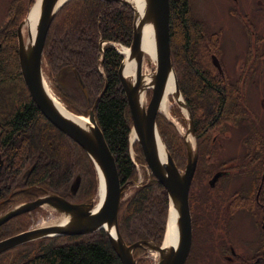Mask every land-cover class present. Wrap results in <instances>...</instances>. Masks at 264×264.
Wrapping results in <instances>:
<instances>
[{
  "label": "trees",
  "instance_id": "1",
  "mask_svg": "<svg viewBox=\"0 0 264 264\" xmlns=\"http://www.w3.org/2000/svg\"><path fill=\"white\" fill-rule=\"evenodd\" d=\"M32 2L13 1L11 7L20 4L19 11L13 14L12 22L1 38L0 157L3 166L0 170V199L11 195L12 203L16 204L46 194H57L77 203L90 202L96 179L89 157L44 118L29 97L20 75L16 22ZM169 6L170 55L179 90L191 111L194 102L197 109L208 106V118L196 121L198 138L204 136L207 128L209 133L225 122L235 127L247 120L251 123L243 112L245 97L242 98V88L222 83L211 65L208 38L203 36L204 28L192 16L190 1L169 0ZM132 22L133 12L127 6L101 0H70L55 16L43 50L49 75H56L64 66L80 75L91 101L87 106L82 99L84 110L81 113L85 116L106 84V91L95 108V120L115 158L123 190L135 180L136 169L129 155L131 116L118 79L123 56L115 46H130ZM100 43H103L102 52ZM18 87H21V95ZM54 90L60 95L57 89ZM195 115L196 112L193 117ZM156 124L176 166L183 169L181 143L174 127L160 116H157ZM63 152H68L69 163ZM135 153L136 163L145 164L140 147H136ZM26 171L29 173L23 178ZM78 175L81 185L72 196L70 186ZM19 188L25 190L12 195ZM253 205L252 197L244 204L248 210H252ZM168 208L167 192L152 175L120 204L118 229L122 239L127 244L141 240L161 244ZM9 223L0 231H6ZM22 246L23 250L12 261L0 264H122L102 229L82 235L41 239ZM140 250L135 249L134 258Z\"/></svg>",
  "mask_w": 264,
  "mask_h": 264
},
{
  "label": "water",
  "instance_id": "2",
  "mask_svg": "<svg viewBox=\"0 0 264 264\" xmlns=\"http://www.w3.org/2000/svg\"><path fill=\"white\" fill-rule=\"evenodd\" d=\"M69 1L41 0L38 23L33 39L29 33L26 39L23 36L27 16L25 17L17 29L18 66L25 89L40 113L52 126L76 143L93 163L99 184L100 179L104 183V196L98 204L94 202L74 204L57 194H46L33 201L17 205L0 217V226L14 217L30 213L39 208H48L57 215L59 221L54 225L30 229L1 240L0 255L32 241L82 235L102 229L105 231L122 264H137V260L133 256L137 248H143L148 253L155 254L157 260L154 264H183L192 237L189 190L196 170L198 149L197 145L195 143L193 145L189 139V135L191 138L196 139L194 121L190 109L179 90L171 61L169 0H142L141 8H135L132 3L133 0H101L127 6L133 11L132 41L129 48H127V56H124L118 68V79L125 94L131 116L130 134H135L134 141L140 144L147 167L162 183L167 192L168 218L170 210L176 213L177 236L174 242L168 246L164 241L165 234L161 244L150 240L127 244L119 233L118 216L123 197V187L120 184L115 158L95 120V108L106 91V84L94 101L92 108L86 112V116H80L87 119L86 123H82L76 117L64 116L57 109L45 83L42 74V58L47 34L55 16ZM144 26H151L156 49L155 67L147 73L143 72V65L146 61L144 60L145 52L142 43V29ZM99 50L103 51V43L99 44ZM119 54L122 53L119 52ZM129 60L134 61L136 66V78L133 82L123 74L125 62ZM211 60L213 65L221 72L216 57L212 56ZM150 64V61H148L147 65L149 67ZM170 73L175 78L174 100L179 108L181 107L186 111L185 117H187L186 121L188 123L187 134L184 136L186 163L183 170L176 166L165 147V159H161L158 153V140L161 142L162 140L157 129L156 117L160 114ZM73 75L83 96L89 102V96L80 75L75 70H73ZM148 92H151V97L147 104L143 106L141 105V97L144 94L147 95ZM134 141L130 140V146ZM130 153L131 150L129 155L132 160ZM134 165L136 166L135 163ZM2 166L3 161L0 159V170ZM221 175H223L221 172L216 173L211 180V184ZM79 183L80 176L78 175L70 186L71 194H76ZM60 220L61 223H59Z\"/></svg>",
  "mask_w": 264,
  "mask_h": 264
},
{
  "label": "rangeland",
  "instance_id": "3",
  "mask_svg": "<svg viewBox=\"0 0 264 264\" xmlns=\"http://www.w3.org/2000/svg\"><path fill=\"white\" fill-rule=\"evenodd\" d=\"M13 1L14 0H0V47H1V38L3 37V33L6 31V28L11 24L13 14L19 11L18 8L20 7V4L11 7ZM189 1L191 5V13L194 20L202 25V27L204 28L203 36L208 38V51H209L210 62L212 63L211 56H215L220 66L224 69L223 76L226 79H235L236 78L235 74L237 73V69H242L241 65L249 62L250 58L251 59L253 58V55L257 51V50L255 51V48H257L258 46L261 47L264 46V43L258 45V42L261 41V38H264V12L260 13L261 14L260 18L257 17L258 14L255 12L256 9L258 8L257 3L258 2L264 3V0H239L240 14H236V12L233 14L230 13V11L236 10V7H238L236 5H233L232 0H189ZM35 2L36 0H33L28 10L16 22V43H17V29L25 19L27 14L29 13L30 8L34 5ZM231 16H235V18L238 19L232 18ZM122 47L129 48V46H122ZM122 47H119L118 49L121 52L122 50L120 49ZM58 49L60 51V45L58 46ZM170 53H171V49H170ZM147 62L148 61H145L143 65V72L145 73L152 71L155 67L154 61H150L151 63L150 67L147 65ZM211 65H213V63ZM42 74L49 92L59 102H61L69 112H72L77 116L85 117V115L81 113L84 110L83 109L84 103L82 102V99L87 106L91 103V101L90 99L89 102L86 101L85 97L83 96L81 90L79 89L74 79L72 69L70 67L64 66L60 68V70L56 75H49L48 72L46 71V66L44 65V61L42 58ZM100 74H102L101 70H100ZM175 75L177 78L176 72ZM102 77L104 78L103 74ZM54 88L57 89V91H59L60 95L55 92ZM18 91H20V95H21V87H18ZM150 97H151V92H148L145 104H147ZM256 100H257V96L255 93H253L251 95V101H250L252 106L251 110L253 113H256L253 110L256 109ZM171 103L172 105L169 110L170 117H167L165 114H162L161 112L158 116L168 121L174 127L176 133L178 134L181 143L180 148L183 154V161L185 166L186 149L184 144V136H186L188 129V123L186 121L187 117H185L186 115L183 114L179 106L173 102L172 98H171ZM194 112H196V115L194 117L192 116V118L194 121V128H196L197 120H202L204 117L208 118V106H203L197 109V105L194 102L193 110L191 114H194ZM221 128L222 127H218L216 130L211 131L209 133V140H208V128L206 129L204 136L200 138L197 137L196 129H195L196 139H194L193 137L191 138L189 135V139L192 142V144L194 145L195 143L197 145V149L199 153L198 173L196 175L197 178H204L203 170H205V172L208 173V180L210 179L211 167L208 164V156L210 155L208 154L209 150H217L215 157L219 158V162H222L225 159H229L232 157H236V158H233L231 160L239 159V162H242L241 158L244 155V150L241 145L243 135H240L237 131L240 128H231L230 130L225 132H223ZM161 140L164 144V147L167 149L162 138ZM135 143H133L129 149L131 150L130 154L132 156V159L136 163L135 149L136 147H140V144L138 142ZM63 156L66 159V161L69 163L68 152L67 153L63 152ZM92 166H93V171L95 173L96 188H95V192L92 194V198L90 202H96L99 179L93 163ZM135 169H136V178L130 186L124 188L122 200L127 196L131 195L136 188H139L144 183H147L153 175L150 169L147 167L146 161L145 164L143 165H141L140 163H136ZM244 174L246 176L241 178L239 182L240 184H242L243 188L247 189L250 187L251 181L249 180L252 178L253 175L251 172H249V168L246 169V173ZM221 183L222 182L220 181L217 186H219ZM80 185H81V179H80L79 187ZM208 190H210L209 185H208ZM203 194L205 197H208V245L205 239L207 237L204 236L205 235L204 232L191 231L192 233L191 243L186 259L183 262V264H254L252 256L257 252V249L259 247L256 241L258 240V236L261 239V232L259 231L258 223L257 222L255 223V221L258 220V218L253 216L252 213L247 214L245 211L238 212L240 211V209H237L236 211L234 209H231L232 212L235 211V213L237 212L238 213L237 215L236 214L233 215L227 224L226 223L227 213L225 210L226 202H227L226 194L222 192L221 193L216 192V190H212L208 194L204 192ZM251 197L252 199H254V194H252ZM90 202H81V203H90ZM237 203L238 202H236V204ZM19 204L21 203H16L14 206L13 205L8 206L7 207L8 210L5 209L6 212L4 211V213H0V217L5 213H7L8 211L15 208ZM244 204H245L244 202L243 203L239 202L238 205L239 207L245 208V210L248 209V207L244 206ZM253 206L254 208L252 209V212L256 213L257 208H255V204ZM145 213H147L146 209H145ZM167 219H168V215H167ZM58 221H59L58 217L54 212H52L48 208H39L30 213L20 215L19 219L17 220L14 219L13 221H11L6 226V231H0V240L8 237L9 235H11V233L12 235H15L19 232H24L30 229L39 228L45 225H50L52 223L56 224L58 223ZM166 225H167V221H166ZM135 230L137 232L139 231L136 225H135ZM165 231H166V226H165ZM200 233H202V235H199ZM36 241L29 242L27 243V245L32 244ZM230 246L233 248L236 254L235 257L229 252ZM248 249H250V251L246 252ZM22 250H23V246H19L13 249L9 253V255L1 256L0 262L6 261L9 263ZM242 250H244L245 253H242ZM227 257L233 260L229 261ZM135 259L137 260V264H154L155 261L157 260L156 255L152 253H148L145 249L142 248L137 253ZM261 263L264 264V259H262Z\"/></svg>",
  "mask_w": 264,
  "mask_h": 264
},
{
  "label": "flooded vegetation",
  "instance_id": "4",
  "mask_svg": "<svg viewBox=\"0 0 264 264\" xmlns=\"http://www.w3.org/2000/svg\"><path fill=\"white\" fill-rule=\"evenodd\" d=\"M232 2L233 5H236L238 7H236V10L230 11V13L233 14L236 12V14H240V8H239L240 1L232 0ZM263 5L264 3L262 2L257 3L258 8L256 9L255 12L258 14L257 15L258 18L261 17L260 13L264 12ZM231 17L235 18V16H231ZM261 43L262 44L264 43V38H261V41L258 42V45H260ZM255 51L256 53L253 55V58L252 59L250 58L249 62L242 64L241 65L242 69H237V73L235 74L236 75L235 79H226L223 76L224 69L220 66L221 72H219L218 69L215 67V70L219 75L222 83L228 82V84H230L232 87L240 86L242 88L243 91L242 98L245 97L243 112L244 114L249 116V118L252 121L251 123H249L248 120L244 121L240 123L238 127L232 126L227 122H225L224 124H219V127H222L221 130L223 132L228 131L231 128H240L237 131L240 135H243V139L241 142V145L244 150V155L241 158L242 162H239V159L231 160L236 157L225 159L224 161L219 162V158L215 157L217 150H209L210 153L208 152V154L210 155L208 156V164L211 167V171H212L210 179L208 180V173L205 172V170H203L204 178L196 177L198 173V162H197L196 170L192 178V182L189 190V209H190L191 226H192L191 231L204 232L205 233L204 236L207 237L205 238L207 245H208V197L204 196L203 194L204 192L208 194L212 190H216V192H220V193L222 192L226 194L227 202H226L225 210L227 213V220H226L227 224L230 221L231 217L235 214L237 215L238 212L245 211L247 214L252 213L253 216L258 218V220H256L255 223L256 222L258 223L259 231L261 232V239L258 236V240L256 241L259 247L257 249V252L253 254L252 259L254 261V264H261L262 259H264V253H263L264 251V46L263 47L258 46L257 48H255ZM253 93H255L257 96L256 109H253L256 113H253L251 110L252 106L250 101H251V95ZM217 128L218 127L211 129L209 133L211 131L216 130ZM209 133H208V137H209ZM198 158H199V153H198ZM248 168H249V172H251L253 176L252 178L250 177L251 179L249 180L251 181L250 187L245 189L242 187V184H240L239 181L241 178L246 176L244 173H246V169ZM218 172H221L223 175H221L213 184H211V180L213 176ZM26 173L28 174L29 171H26L23 174V178H26L27 176ZM220 181L222 183L219 186H217ZM208 185L210 187V190H208ZM22 190L25 189L19 188L18 190L13 191L12 195L15 192L17 193L22 192ZM252 194H254L253 200H254L255 208H257L256 213H253L252 210H248V209L245 210V208L239 207L238 205L239 202L242 203L249 202V199ZM71 195L74 196L75 194H71ZM63 198L70 203H74V204L81 203V202L80 203L74 202L67 197H63ZM236 202L238 203L236 204ZM10 205L13 206L15 205L12 203L11 195H9L8 198L6 199L5 198L0 199V213H4L5 209H7V207ZM231 209H234L235 211L237 209H240V211L235 213V211L232 212ZM14 218L8 220L4 224L9 223ZM3 225H1L0 228ZM199 235H202V233H200ZM11 236L14 235H10L6 238H9ZM11 251L12 250L6 253H9ZM249 251L250 249H248L246 252ZM229 252L230 254L234 255V257L236 256L231 246L229 247ZM242 253H245V251L242 250ZM4 254L0 255V257L3 256ZM228 259L229 261L231 260L230 258Z\"/></svg>",
  "mask_w": 264,
  "mask_h": 264
},
{
  "label": "bare ground",
  "instance_id": "5",
  "mask_svg": "<svg viewBox=\"0 0 264 264\" xmlns=\"http://www.w3.org/2000/svg\"><path fill=\"white\" fill-rule=\"evenodd\" d=\"M40 3H41V0H36V2L30 8V11L27 15V18H26V21L24 24V28H23V36L25 39L27 38L28 33L32 39L34 38L36 26L38 23ZM132 3H133L135 8H141L142 0H133ZM142 43H143V48H144V52H145L144 60L155 62V60H156L155 37H154L153 30H152L151 26H144V28L142 29ZM118 49H119V47H118ZM120 50H122L121 53L123 54V56L126 57L128 54V50L126 48H123V49L121 48ZM123 74L126 78H128V80H130L132 82L134 81V79L136 78V66H135L134 61L129 60V61L125 62ZM164 92L165 93H164V98H163V101L161 104L160 112L162 114H165L167 117H170L169 110H170V107L172 105L171 98H172L173 102L176 104V101L174 100V96H173V94L175 92V78H174V75L172 73H170L168 75V79H167V83H166V87H165ZM50 95H51L57 109L64 116L70 117V118L76 117L82 123L87 122L86 118L76 116L73 113L69 112L67 110V108L61 102H59L51 93H50ZM180 98H182V97H180ZM146 99H147V95L146 94L142 95L141 105H143V106L145 105ZM181 110H182L183 114L186 115V111L183 108H181ZM130 140L131 141L135 140V134L134 133L130 134ZM135 142H137V141H134L133 143H135ZM158 153H159V156L161 159H165L166 153L164 150V146L160 140H158ZM103 196H104V183L100 179V184L98 186V192H97V201H96L97 204L101 202ZM175 217H176L175 211L170 210L169 218H168L167 225H166L167 228H166L165 240H164L165 244L167 246L169 244H172L174 242V240L176 239V236H177V225L175 222ZM59 223H61V220ZM54 224L55 223H52L50 225H54ZM45 226H49V225H45Z\"/></svg>",
  "mask_w": 264,
  "mask_h": 264
}]
</instances>
